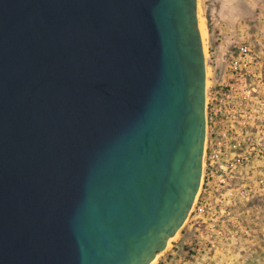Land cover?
<instances>
[{
  "label": "water",
  "instance_id": "water-1",
  "mask_svg": "<svg viewBox=\"0 0 264 264\" xmlns=\"http://www.w3.org/2000/svg\"><path fill=\"white\" fill-rule=\"evenodd\" d=\"M199 0H0V264H152L202 185Z\"/></svg>",
  "mask_w": 264,
  "mask_h": 264
},
{
  "label": "rangeland",
  "instance_id": "rangeland-1",
  "mask_svg": "<svg viewBox=\"0 0 264 264\" xmlns=\"http://www.w3.org/2000/svg\"><path fill=\"white\" fill-rule=\"evenodd\" d=\"M199 15L207 30L203 39L209 87L216 75L222 79L241 37L256 45L264 62V0H199ZM257 157L254 166L240 168L228 179L236 204L231 207L232 214L223 217L225 235L214 236V245L209 242L204 252L195 254L200 232L205 230V236L209 229L205 218L194 217L193 208L182 229L152 264H264V139Z\"/></svg>",
  "mask_w": 264,
  "mask_h": 264
},
{
  "label": "built area",
  "instance_id": "built-area-1",
  "mask_svg": "<svg viewBox=\"0 0 264 264\" xmlns=\"http://www.w3.org/2000/svg\"><path fill=\"white\" fill-rule=\"evenodd\" d=\"M206 117L204 172L193 208L206 211L209 230L207 239L195 244V254L204 252L209 242L214 245V236L225 235L223 217L236 204L234 192L227 187L228 179L240 168L254 166L262 151L264 62L246 36L241 37L230 55L222 79L216 75L210 87L207 81ZM205 193H212L215 200H204Z\"/></svg>",
  "mask_w": 264,
  "mask_h": 264
},
{
  "label": "crops",
  "instance_id": "crops-1",
  "mask_svg": "<svg viewBox=\"0 0 264 264\" xmlns=\"http://www.w3.org/2000/svg\"><path fill=\"white\" fill-rule=\"evenodd\" d=\"M203 199L205 200V199H212V200H215V198H214V195L212 194V193H205L204 194V196H203ZM232 211H233V209H231L230 210V212L231 213H229V214H227V215H230V214H232ZM206 211H200V210H197L196 211V213H195V215H194V217L195 218H197V219H200V218H205V216H206V213H205ZM229 217H234V215H231V216H229ZM205 221V220H204ZM206 226H207V224H206ZM227 226V225H226ZM198 228V227H197ZM205 231V230H204ZM204 231L203 232H200V235H199V240H204L205 241V239H207L206 238V235L204 236L203 234H204ZM219 237V236H218ZM221 237V236H220ZM213 241V240H212Z\"/></svg>",
  "mask_w": 264,
  "mask_h": 264
},
{
  "label": "bare ground",
  "instance_id": "bare-ground-1",
  "mask_svg": "<svg viewBox=\"0 0 264 264\" xmlns=\"http://www.w3.org/2000/svg\"><path fill=\"white\" fill-rule=\"evenodd\" d=\"M200 26H201V29H202V35L205 36L207 34V30H206V27H205L204 19L202 17H200ZM153 262H155V260Z\"/></svg>",
  "mask_w": 264,
  "mask_h": 264
}]
</instances>
